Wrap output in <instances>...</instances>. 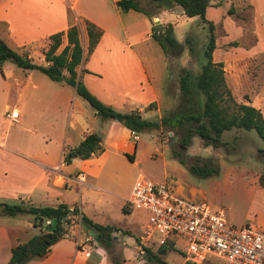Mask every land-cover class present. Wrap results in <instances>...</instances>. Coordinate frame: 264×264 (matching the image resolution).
<instances>
[{
  "label": "crops",
  "instance_id": "obj_1",
  "mask_svg": "<svg viewBox=\"0 0 264 264\" xmlns=\"http://www.w3.org/2000/svg\"><path fill=\"white\" fill-rule=\"evenodd\" d=\"M116 0H0V38L11 48L27 50L36 63H44L42 49L47 37L61 32L59 51L66 43L67 27L76 23L82 59L76 71L80 81L99 101L119 112L158 111L167 101L166 79L150 76L138 56L140 43L150 38V20L135 10L121 11ZM253 19L261 24L264 0H247ZM153 24L161 23L160 16ZM80 19L102 31L92 51L86 54V33ZM139 25V27H137ZM257 25V22H256ZM143 34V36H141ZM257 45L260 41L255 39ZM213 52V51H212ZM143 55V53H141ZM219 61V60H217ZM160 67L164 66L161 61ZM81 69H83L81 71ZM16 113L15 121L4 115ZM100 136L102 152L81 159L74 148L87 134ZM137 135V134H136ZM137 140L131 131L111 118L98 117L88 103L76 95L74 87L50 80L38 70H25L4 61L0 73V202H27L35 206H75L81 214L99 224L125 225L110 214L114 201L125 206L131 185L124 194L105 188L100 176L111 177L116 167L135 162ZM71 154L64 161L65 155ZM126 155L131 156L129 160ZM82 171L85 183L73 179ZM100 182V183H99ZM116 198V199H115ZM129 211V208L126 207ZM122 212V211H121ZM126 215V214H123ZM0 215V264L10 256V248L38 232L29 216ZM120 229V227H118ZM120 231V230H118ZM79 231L73 238H61L41 259L25 264H128L121 256L110 258L108 248ZM129 234V232H124ZM165 235L163 236V238ZM76 239L78 246L76 245ZM114 239V238H113ZM144 245V237L138 236ZM137 245L135 259L145 264ZM138 264V263H137Z\"/></svg>",
  "mask_w": 264,
  "mask_h": 264
},
{
  "label": "rangeland",
  "instance_id": "obj_2",
  "mask_svg": "<svg viewBox=\"0 0 264 264\" xmlns=\"http://www.w3.org/2000/svg\"><path fill=\"white\" fill-rule=\"evenodd\" d=\"M136 1L151 11L152 17L167 10L160 16L161 23L155 25L162 29L166 23H171L172 35L181 44L180 51L173 55L164 54L152 38L139 45L143 55L138 53V56L144 67L146 60H152L151 67H145L147 72L152 70L148 74L152 77L161 75V78L163 76L166 79L167 101L158 111L144 110L147 118L158 119L170 114L181 102L178 78L182 70L190 71L192 77L204 63L203 49L208 32L206 23L199 16L186 17L178 6L165 4L156 8L148 0ZM230 3L236 11L232 15L226 12ZM152 17L151 22L157 20ZM203 18L214 25L212 60L222 62L224 81L231 97L237 103H247L258 108L264 118V17L261 24L256 18L253 19L252 10L245 0H214L205 8ZM255 39L260 42L252 48ZM33 60L38 61L37 57ZM161 61L164 63L162 69ZM136 134L135 162L126 160L127 164L116 167L111 177L100 176L99 181L103 187L124 194L140 173L151 182L168 184L176 195L186 200L203 201L211 210H221L230 226L247 224L264 231V186L259 184L260 176L264 180V141L258 138L253 129L231 128L222 132L215 144L204 142L194 134L185 144L180 140L185 135L183 127L173 129L160 126ZM190 166L212 169V172L199 174L190 170ZM109 209L114 220L120 221L123 216L126 217V224H119L120 231L111 236L108 248L110 258H118L120 252L129 261L128 264H139L140 260L135 257L137 245H140L145 264H151L146 260L144 248L155 251L166 240L173 243V247L163 257L167 264L190 261L182 252L185 240L178 235L163 238L165 234L148 223L147 211L134 208L123 215L121 206L114 201ZM22 217L26 219V215ZM148 228H152V231L148 232ZM80 231L85 234L83 226H80ZM127 231L129 234L124 233ZM138 236L144 237V245L137 239ZM201 263L222 264L215 256L198 264Z\"/></svg>",
  "mask_w": 264,
  "mask_h": 264
},
{
  "label": "trees",
  "instance_id": "obj_3",
  "mask_svg": "<svg viewBox=\"0 0 264 264\" xmlns=\"http://www.w3.org/2000/svg\"><path fill=\"white\" fill-rule=\"evenodd\" d=\"M148 1L156 8H161L165 4L178 6L186 17L199 16L206 23L208 32L203 49L205 61L192 77L190 71L182 70V74L178 78L181 102L168 115L161 116L158 119H149L142 117L136 110L119 112L92 95L80 81L76 71L82 59V48L76 23H72L67 27L65 31L66 43L59 51L57 49L61 43L62 33L55 32L47 37V46L42 49L44 63L32 61L26 50L13 49L0 38V73L4 61H10L25 70H38L50 80L71 85L74 87L76 95L84 99L98 117L114 119L131 132L138 133L144 129L160 126L173 129L183 127L185 135L180 140L185 144L189 142V138L193 134L204 142L210 141L215 144L219 141L222 132L231 128H239L243 130L253 129L258 138L264 141V118L259 109L247 103L234 101L224 81L222 62L212 60V51L215 47L214 25L206 21L203 14L205 8L214 0ZM245 1L248 4L247 0ZM115 5L121 11L131 9L141 12L147 17L151 23L149 36L157 41L164 54L170 53L173 55V53L176 54L180 51L181 44L172 35L171 23H166L162 29H159L151 22L152 12L141 7L136 0H116ZM248 6L250 7L249 4ZM226 12L228 15L236 12L231 3ZM80 21L83 23L86 33V54H88L98 42L102 31L86 19H80ZM232 44L235 45L236 42H232ZM74 151L81 159L100 154L102 152L100 136L96 133L85 135L74 148ZM71 154L65 155L64 161L67 162ZM126 156L129 160H132L131 156ZM190 170L199 174L212 172V169H198L195 166H190ZM259 184L262 187L264 186V180L261 176L259 177ZM77 211L75 206H72V209L69 210V206L62 203L50 207L35 206L23 201L17 203L0 202V215H27L30 218L32 227L38 229L36 234L30 236L24 242L14 244L10 248V256L5 264H25L31 259L43 258L50 250V246L63 238V232L66 230L65 225L69 220L68 214H75ZM121 211L124 214L128 212L126 205L122 206ZM51 219H55L56 224L51 231H48ZM46 221H49V223H46ZM79 223L87 231H91L92 239L105 249L111 244L112 234L120 230L115 225L92 222L81 213L79 214ZM172 247L173 243L171 241L163 240L155 251L144 248L146 260L151 264H167L163 257L168 249ZM184 264L192 263L185 261Z\"/></svg>",
  "mask_w": 264,
  "mask_h": 264
},
{
  "label": "built area",
  "instance_id": "obj_4",
  "mask_svg": "<svg viewBox=\"0 0 264 264\" xmlns=\"http://www.w3.org/2000/svg\"><path fill=\"white\" fill-rule=\"evenodd\" d=\"M4 115L13 121L16 119L14 112L6 111ZM131 135L136 140V133L131 132ZM73 179L85 183L82 171L76 172ZM125 205L129 209L147 211L148 223L151 227H158L165 236L182 237L186 243L182 252L185 258L195 264L211 256L220 259L222 264H264V231L247 224L230 226L221 210H211L203 201L186 200L176 195L164 182H151L138 173L131 184ZM71 209L72 206L69 207ZM79 214V210L75 214H68L63 238L75 240V234L79 233L81 226ZM151 231L152 228H148V232ZM84 238L91 239L87 233Z\"/></svg>",
  "mask_w": 264,
  "mask_h": 264
},
{
  "label": "water",
  "instance_id": "obj_5",
  "mask_svg": "<svg viewBox=\"0 0 264 264\" xmlns=\"http://www.w3.org/2000/svg\"><path fill=\"white\" fill-rule=\"evenodd\" d=\"M55 224H56V220L55 219H51L48 231H51L54 228Z\"/></svg>",
  "mask_w": 264,
  "mask_h": 264
}]
</instances>
